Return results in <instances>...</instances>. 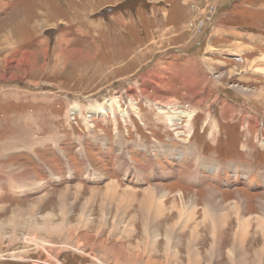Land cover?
<instances>
[{
    "label": "rangeland",
    "instance_id": "1",
    "mask_svg": "<svg viewBox=\"0 0 264 264\" xmlns=\"http://www.w3.org/2000/svg\"><path fill=\"white\" fill-rule=\"evenodd\" d=\"M126 1L0 0V264L260 262L264 0Z\"/></svg>",
    "mask_w": 264,
    "mask_h": 264
},
{
    "label": "crops",
    "instance_id": "2",
    "mask_svg": "<svg viewBox=\"0 0 264 264\" xmlns=\"http://www.w3.org/2000/svg\"><path fill=\"white\" fill-rule=\"evenodd\" d=\"M1 196V195H0ZM1 201V200H0ZM47 201V199L44 198V202ZM0 242L1 244H3L2 242H4L2 239L4 238V236H6L4 233H6V231H9V230H12L13 232H17L18 231V226H20V221L18 219V216L16 214L17 213H14L15 211L12 210L11 212V215L4 218L3 216V213L2 211L4 210L3 208V203L1 202L0 203ZM255 212V211H254ZM22 217L24 218V216L22 215ZM62 226V223L60 222V224H58L57 228L58 230L62 231L61 229H63ZM9 229V230H8ZM57 230V231H58ZM27 231V230H26ZM19 233V231H18ZM20 235V233H19ZM10 236V235H9ZM9 236L6 239V241L4 242V245L5 247L8 246V244H10V241H8L9 239ZM12 238V236H10V239ZM63 238V236H59L58 237V240H61ZM18 241H20V239L17 238V243ZM99 242H95V243H91L90 247L93 248V249H99L100 252L101 250H103L104 248L102 246H100L98 244ZM138 243H143L141 241H138V242H135V244H138ZM113 243H109L108 242V245H112ZM141 244H138V245H132L130 247L131 251H127L129 248L126 246V247H122V248H119L118 250H116L114 247H112L114 249V251L111 250V248L107 245L106 243V249H107V252L105 253H100L101 257L106 260L109 264H169L170 262H164V263H158V259H155V258H146V259H143V257H140L138 253L132 251L133 249H141L140 248V245ZM96 245H97V248H96ZM100 246V247H99ZM139 246V247H137ZM144 246V245H143ZM145 248H148L147 245H145ZM123 254H127L129 256L130 259H128V257H126L125 255ZM131 254L134 255V257L132 258ZM70 259V258H68ZM127 259V260H126ZM235 261V259L233 260V262ZM74 261L72 262H69V263H73ZM255 263L254 264H264V259H261L260 262H257V261H254ZM183 263H187V264H192L190 261L186 260L184 261ZM194 263H198L197 261L194 262ZM237 264V262L235 263Z\"/></svg>",
    "mask_w": 264,
    "mask_h": 264
},
{
    "label": "bare ground",
    "instance_id": "3",
    "mask_svg": "<svg viewBox=\"0 0 264 264\" xmlns=\"http://www.w3.org/2000/svg\"><path fill=\"white\" fill-rule=\"evenodd\" d=\"M260 60V59H259ZM178 115V114H177ZM185 114L181 113V116H184ZM174 117V116H173ZM173 117H170L172 120V123H174L175 121L174 120H177V119H180V118H173ZM180 117V116H179ZM217 219V218H216ZM214 221V220H213ZM248 223V222H247ZM246 224V223H245ZM216 225V223L214 224ZM263 225V224H262ZM209 226V225H208ZM248 226V225H247ZM242 228L244 229V227L242 226ZM259 229V228H258ZM243 231V230H242ZM246 232V231H245ZM239 233V232H238ZM196 234V233H195ZM215 234V233H214ZM240 235H243V233L241 232ZM235 236V235H234ZM238 249V248H237ZM240 255V254H239ZM195 257V256H194Z\"/></svg>",
    "mask_w": 264,
    "mask_h": 264
},
{
    "label": "trees",
    "instance_id": "4",
    "mask_svg": "<svg viewBox=\"0 0 264 264\" xmlns=\"http://www.w3.org/2000/svg\"><path fill=\"white\" fill-rule=\"evenodd\" d=\"M130 1H133V0H127V1L125 2V4L129 3Z\"/></svg>",
    "mask_w": 264,
    "mask_h": 264
},
{
    "label": "built area",
    "instance_id": "5",
    "mask_svg": "<svg viewBox=\"0 0 264 264\" xmlns=\"http://www.w3.org/2000/svg\"><path fill=\"white\" fill-rule=\"evenodd\" d=\"M213 21H210V24L212 23ZM208 23H209V21H208ZM209 30V29H208Z\"/></svg>",
    "mask_w": 264,
    "mask_h": 264
}]
</instances>
